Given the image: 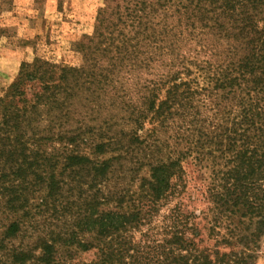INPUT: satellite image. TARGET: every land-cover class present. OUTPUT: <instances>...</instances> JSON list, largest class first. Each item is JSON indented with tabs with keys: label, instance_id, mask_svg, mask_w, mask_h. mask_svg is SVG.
<instances>
[{
	"label": "rangeland",
	"instance_id": "obj_1",
	"mask_svg": "<svg viewBox=\"0 0 264 264\" xmlns=\"http://www.w3.org/2000/svg\"><path fill=\"white\" fill-rule=\"evenodd\" d=\"M195 4L0 0V95L21 62L35 56L74 68L63 109L52 112L53 117L41 113L40 126L49 128L42 132L48 139L41 147L52 154L57 186L50 190L45 181L29 180L24 188L20 178L9 174L8 163H0V237L19 220L20 229L8 242L31 252L24 264H40L36 256L43 252L37 247L42 238L54 240L50 264L95 259L96 248L65 244L72 232L77 239L91 236L76 221L96 208L128 210L139 204L146 198L143 185L151 179V168L171 160L181 171L172 175V193L158 202L142 231L151 227L162 232L177 206L192 214L201 246L230 250L222 236L228 237L231 220L215 225L208 199L214 172L223 163L207 151L216 148L215 135L239 119L238 101L244 92L220 88L218 82L232 73L243 50L225 25L220 29L212 12ZM82 42L88 47L97 44L98 50L87 55L80 49ZM73 151L86 156L90 165L65 166L64 158ZM101 162L100 175L89 171ZM11 190H20L13 206L7 202ZM232 219L243 229L237 216ZM134 237L139 239L140 233L135 231ZM247 252L253 264H264V232Z\"/></svg>",
	"mask_w": 264,
	"mask_h": 264
},
{
	"label": "trees",
	"instance_id": "obj_2",
	"mask_svg": "<svg viewBox=\"0 0 264 264\" xmlns=\"http://www.w3.org/2000/svg\"><path fill=\"white\" fill-rule=\"evenodd\" d=\"M195 1L199 8L209 14L212 12L221 24L220 29L225 25L243 50L241 58L233 62L232 73L218 82L220 88L244 92L238 101L239 119L232 121L231 128L216 134L215 137H219L214 142L216 148L207 151L213 160L222 159L223 163V167L214 172L208 199L215 225L231 220L227 226L228 237L222 236V243L230 250L201 246L196 239L198 229L190 220L192 214L177 206L168 215L162 232H155L151 227L149 232L142 231L143 225L151 223L158 202L172 193L175 183L172 175L181 171L177 169L178 162L171 160L151 168V179L143 185L146 198L139 204L128 210L96 208L76 221V226L91 236L77 239L72 232L66 236L65 244L76 243L82 250L97 249L95 259L81 264H253V255L247 252L249 245L264 232V0ZM80 49L89 55L98 47L97 44L88 47L82 42ZM73 71L71 66L35 56L31 61L21 62L14 80L0 95V163H8L9 174L20 178V183H25L24 188L30 186L29 180L45 181L50 190L57 186L52 154L41 147L42 140L48 137L42 132L49 131L40 126L44 118L41 113L52 115L63 109L64 100L69 96V75ZM64 159L65 166L71 168L90 165L86 156L74 151ZM103 164H92L89 171L100 175ZM20 190H11L8 204L14 205L18 199L14 195ZM234 216L243 229L232 223ZM19 229V220L12 221L0 237V264H24L32 258L29 250L9 245V239ZM135 231L140 233L139 239H135ZM156 234H161V238L155 237ZM52 241L38 240L37 247L43 252L36 256V262L50 264L53 261Z\"/></svg>",
	"mask_w": 264,
	"mask_h": 264
}]
</instances>
